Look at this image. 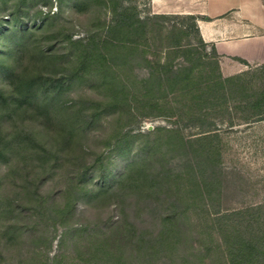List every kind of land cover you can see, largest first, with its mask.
<instances>
[{
  "label": "trees",
  "instance_id": "1",
  "mask_svg": "<svg viewBox=\"0 0 264 264\" xmlns=\"http://www.w3.org/2000/svg\"><path fill=\"white\" fill-rule=\"evenodd\" d=\"M199 18L0 0V264H264V201L223 207L218 133L264 121V64L225 76ZM110 116L108 152L90 162L88 134ZM151 117L170 125L125 129ZM113 152L132 153L114 178ZM80 203L104 217L76 226ZM59 225L74 256H29Z\"/></svg>",
  "mask_w": 264,
  "mask_h": 264
},
{
  "label": "rangeland",
  "instance_id": "2",
  "mask_svg": "<svg viewBox=\"0 0 264 264\" xmlns=\"http://www.w3.org/2000/svg\"><path fill=\"white\" fill-rule=\"evenodd\" d=\"M131 1L138 6L142 16L149 12L154 13L151 0ZM55 9L54 7L53 10ZM43 10L47 11V8L43 7ZM104 16L105 15H102L101 18ZM106 17L107 20H109L111 17L110 13H107ZM78 19L84 21L82 17ZM75 22L78 23V20L76 19ZM78 29H80V32H78L79 34L82 35V33H85L82 26L79 25ZM143 73H145V69L139 72L140 75ZM90 93L91 90L86 85H83L81 87L77 86L71 95L75 96L78 94ZM113 120L112 116L102 119L97 127L92 129L88 134V138L85 141L87 146L86 158L88 161L93 162L100 153L106 154L108 152L105 142L115 128ZM126 123L124 125L123 121H121L116 123V125H124L126 130L134 126L135 130L133 133L139 130H150V126H153V129L150 130L153 131L154 127L158 125H170L169 120L163 117L144 119L139 128H137V123ZM195 132H198L197 128L190 126L183 127V133L187 137H192V134ZM218 133L221 138L219 141L222 151L221 166L224 169L225 175L223 184V207L235 209L264 201V121L249 125L240 124L233 128L222 126ZM155 138L156 134L153 133L150 135V140ZM131 154L119 156L116 152L111 153L110 162L107 164L111 169L110 177L114 178L125 171L126 166L131 160ZM99 172L100 170L98 168L91 171L94 177V180H92L93 182H97L96 177L99 175ZM60 185L61 188L59 189H64L65 183H61ZM49 186L52 187L53 183H50ZM47 189H49V187ZM61 194L62 192H56L54 196L56 195L59 198ZM108 213H111V210ZM99 216L104 217V214L102 215L100 210L87 208L84 203H80L76 211L75 218L78 223L76 226H80L81 223L87 221H95ZM64 231L65 228L59 225L50 237V241H52L50 248L47 246L45 247L47 244H42V249L36 250V254L30 252L28 255L31 257H62V254H64L65 257H73L74 254L71 250L72 240H68L64 237ZM53 236L55 238H53ZM62 240H67V242L62 243ZM32 249H34V247H32Z\"/></svg>",
  "mask_w": 264,
  "mask_h": 264
},
{
  "label": "crops",
  "instance_id": "3",
  "mask_svg": "<svg viewBox=\"0 0 264 264\" xmlns=\"http://www.w3.org/2000/svg\"><path fill=\"white\" fill-rule=\"evenodd\" d=\"M151 2L154 13L200 16V34L220 55V67L225 76L264 64V0Z\"/></svg>",
  "mask_w": 264,
  "mask_h": 264
},
{
  "label": "water",
  "instance_id": "4",
  "mask_svg": "<svg viewBox=\"0 0 264 264\" xmlns=\"http://www.w3.org/2000/svg\"><path fill=\"white\" fill-rule=\"evenodd\" d=\"M149 129H150V130L153 129V126H150Z\"/></svg>",
  "mask_w": 264,
  "mask_h": 264
}]
</instances>
